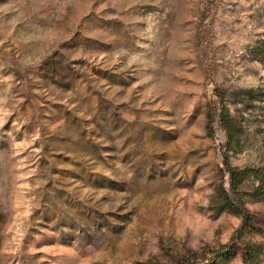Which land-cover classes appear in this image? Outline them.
I'll return each mask as SVG.
<instances>
[{
  "label": "rangeland",
  "instance_id": "rangeland-1",
  "mask_svg": "<svg viewBox=\"0 0 264 264\" xmlns=\"http://www.w3.org/2000/svg\"><path fill=\"white\" fill-rule=\"evenodd\" d=\"M260 183L264 0H0V264H244Z\"/></svg>",
  "mask_w": 264,
  "mask_h": 264
},
{
  "label": "trees",
  "instance_id": "trees-1",
  "mask_svg": "<svg viewBox=\"0 0 264 264\" xmlns=\"http://www.w3.org/2000/svg\"><path fill=\"white\" fill-rule=\"evenodd\" d=\"M210 121H217L219 126L225 132L226 140L225 146L232 141V133L229 127L228 122L225 120V105L223 102H217L213 108L209 111ZM222 146V149L224 148ZM222 162L223 167L226 173L229 175V188L223 190V200L224 207L221 208L218 212L223 211L226 207H233L238 214L242 216V225L241 228L249 227L253 228V216L250 210L247 208L245 201L239 195V179L237 169L231 165L229 162L227 150H222ZM254 193L258 195L260 199L264 198V184L260 183L253 188ZM234 245L231 243L224 246L223 250L214 252L210 257V260L205 263L200 264H216L217 262H222L228 259L233 255ZM264 252V247L262 244H252L246 246L243 253L244 264H261L262 254ZM187 264V263H186ZM199 264V263H198Z\"/></svg>",
  "mask_w": 264,
  "mask_h": 264
}]
</instances>
